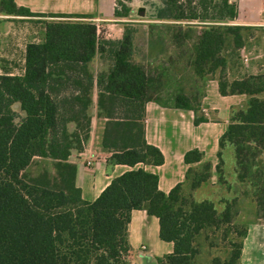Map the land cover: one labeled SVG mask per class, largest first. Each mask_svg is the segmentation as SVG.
<instances>
[{
  "label": "trees",
  "instance_id": "1",
  "mask_svg": "<svg viewBox=\"0 0 264 264\" xmlns=\"http://www.w3.org/2000/svg\"><path fill=\"white\" fill-rule=\"evenodd\" d=\"M158 1L140 57L137 26L128 20L122 21L120 38H105L89 14H40L14 0H0L5 15L51 17L41 20L42 39L26 43L23 72L0 74V264H130L127 225L133 209L155 216L159 238L172 243L157 264H196L199 237L210 238L208 230L220 227L223 237L233 233L240 240H229L225 258L214 255L209 245L212 256L206 264H239L246 228L232 227L233 200L225 199L218 211L213 200L195 196L212 173L211 163L201 161L202 151L185 152L186 163H199L189 166L184 180L168 192L159 189L155 173L142 167L163 161L161 151L144 137V106L154 99L192 110L194 124L206 121L200 108L203 92L169 91L171 73L177 74L176 85L187 72L194 82L216 75L220 94H245L242 105L230 108L214 171L220 184L228 170L223 153L231 147L234 177L249 185L264 219V72L227 76L228 58L237 59L246 29L231 23L234 2ZM121 6L114 9L115 18L128 16L129 8ZM194 21L202 25L199 32ZM96 58L103 68L94 73L90 67ZM94 86L96 116L103 119L100 146L112 163L130 168L88 201L75 183L76 165L69 155L89 137Z\"/></svg>",
  "mask_w": 264,
  "mask_h": 264
},
{
  "label": "crops",
  "instance_id": "2",
  "mask_svg": "<svg viewBox=\"0 0 264 264\" xmlns=\"http://www.w3.org/2000/svg\"><path fill=\"white\" fill-rule=\"evenodd\" d=\"M14 1L17 5L25 6L32 12L40 14H89L92 16L90 19L96 24L98 34L105 38H108L110 34L100 33L99 27L116 25L115 37L109 38H120L124 27L122 21L128 20L114 17L115 0ZM253 1L236 0L234 2L236 16L231 23L246 26V29L242 32L243 46L238 49L239 61L234 62L233 57H227L226 73L229 79L264 72V17L261 14L264 11V0H260L261 5L257 9H253L251 4ZM49 18L51 17L10 16L0 11V74L23 72L25 45L29 41H36L32 39L33 32L29 29L31 23H38L39 19ZM106 21H113V23L109 24ZM256 31L257 34H255ZM203 82L200 108L207 119L198 124L193 123V112L190 109L176 108L154 99L145 102L144 137L148 143L161 151L163 161L160 164H143L142 167L158 176V187L164 192H168L173 185L184 180L189 166L199 163L184 161L185 152L192 148L202 151L201 161L211 163L210 179L211 183L215 182L213 177L214 166L218 162V139L229 123L230 108L240 106L246 100V95L243 93L220 94L216 75L206 77ZM96 94L97 89L94 86L89 137L80 151L73 150L69 155V161L76 165L75 183L81 189L82 198L88 201L93 200L114 176L130 168L126 164L112 163L109 160V152L100 146L103 119L96 116ZM225 151L226 149L224 153ZM228 151L232 152V149L229 148ZM224 153L225 167L232 169L233 153L232 159L228 156V160L225 159ZM89 159L91 164L87 165L86 161ZM154 221L158 235V221L155 216L147 215L143 209L131 211L127 225L130 264L135 253L139 254L145 264H157V257L172 250L171 242L164 241L166 243L163 244L151 238L147 226ZM153 245L162 248V251H154Z\"/></svg>",
  "mask_w": 264,
  "mask_h": 264
},
{
  "label": "rangeland",
  "instance_id": "3",
  "mask_svg": "<svg viewBox=\"0 0 264 264\" xmlns=\"http://www.w3.org/2000/svg\"><path fill=\"white\" fill-rule=\"evenodd\" d=\"M232 2H236V0H230ZM121 3L125 4L129 8L128 16L126 17L129 23L135 24L137 26V34L135 38L136 48L139 51L140 57L143 53L146 52V46L148 43V37L145 32L148 30L147 24L152 20L153 15L155 14L156 5L159 3L158 0H115L114 9L122 10ZM253 9H257L261 3L260 0H254L252 3ZM248 9V7H247ZM251 9V8H250ZM252 10V9H251ZM264 17V11L261 13ZM40 23L32 22L31 27L29 28L31 32H33L32 39L39 41L43 37V23L39 19ZM102 23V22H101ZM106 23H113V21H106ZM183 24V23H182ZM185 25V24H183ZM194 30L200 31L202 29V25L200 21H194ZM117 26L110 24L109 26L99 27L100 33H109L111 37H115V33ZM258 32L256 31L255 34ZM109 36V37H110ZM108 37V38H109ZM165 46L167 48L168 53L171 52L172 44L168 37H166ZM239 57V56H238ZM235 59V61H239V58ZM234 61V62H235ZM106 67V66H105ZM94 73H96L99 68H103L98 58L90 67ZM175 72H177L174 69ZM173 71V72H174ZM180 72V71H179ZM177 74L171 73L170 79L167 83V87L169 91L177 90L189 92L190 89H197L199 93L203 92V79L193 81V77L191 74L187 72H183L185 75L181 82L175 84L174 76ZM161 100H166L164 95L157 94ZM17 106L15 105V108ZM91 113L93 108H91ZM232 149L231 147H227L225 151V159L228 160V156L232 159V152H229L228 149ZM43 163L34 164L31 166L32 171H36L40 168ZM225 180H222L220 184L217 183V173L214 172L213 180L214 183H211V179L208 183L202 184L195 191V196L197 198H208L214 201L215 207L218 211L222 210L225 202V199L233 200V210L235 211V215L233 217V229L241 230L246 228V235L242 239V247L239 258V264H262L264 262V219L259 217L256 212L255 203L252 198L250 187L246 183H241L234 177V173L231 168L225 172ZM154 219V217H151ZM222 228L220 227L214 231L208 230L210 238H204L201 235L198 239L200 245V254L198 255V261L196 264H206L211 254H207L206 248L210 245V249H213L214 255L219 256L220 258H225L228 255L230 245L229 240L233 242H238L240 240V236L238 234L234 235L231 233L226 237L222 236ZM147 230L154 240L157 242H161L165 244L166 242L161 241L157 235L155 221L154 223H148ZM208 244V245H207ZM154 246V245H153ZM244 248V251L242 249ZM257 248L259 250H257ZM154 251H162V248L153 247ZM242 254V255H241ZM132 264H145L138 253L133 254ZM260 262V263H259Z\"/></svg>",
  "mask_w": 264,
  "mask_h": 264
},
{
  "label": "built area",
  "instance_id": "4",
  "mask_svg": "<svg viewBox=\"0 0 264 264\" xmlns=\"http://www.w3.org/2000/svg\"><path fill=\"white\" fill-rule=\"evenodd\" d=\"M246 58L244 57V60H245ZM86 163H87V165H90L91 164V160L89 159V160H87L86 161ZM143 247V246H142Z\"/></svg>",
  "mask_w": 264,
  "mask_h": 264
}]
</instances>
